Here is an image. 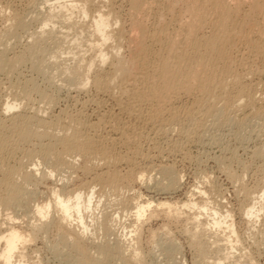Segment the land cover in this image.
<instances>
[{
    "label": "bare ground",
    "instance_id": "obj_1",
    "mask_svg": "<svg viewBox=\"0 0 264 264\" xmlns=\"http://www.w3.org/2000/svg\"><path fill=\"white\" fill-rule=\"evenodd\" d=\"M40 1L29 0V3L31 2V6H34ZM188 1H193L187 10L191 17L178 15L176 11L154 8L152 5L156 0H127L132 22H130L129 30H125L121 13L119 14L120 11H117L118 8L115 9L113 0H43V4H47V7L45 12L43 11L44 13L40 11L43 13H41L42 17H39V11H36L37 14L34 18L30 17L32 21L40 24V31L32 32L29 35L30 41L25 42L26 45L24 44L25 47L22 51L14 52L12 56L9 54L10 40L20 39V33L28 31L31 24L26 19L29 16H24L20 11L0 7V18L9 21V24L6 23L4 31L2 30L4 33H0L2 35H0V73L13 74L15 69H18L19 65L26 63L27 60L36 64V59L39 62L38 58L46 55L48 43L52 51H58H51L50 57L53 64L50 63V59L49 65L59 66L55 62H58L57 58L64 54L62 50L64 44L69 42L78 49V52H67V54H72L76 64L74 67L65 66L63 83L68 81L71 86L74 85L75 88L81 90L93 86L100 92L110 91L112 94H115L113 91L118 90L119 97L117 98L120 100L118 109L137 119L150 120L151 122L167 121L174 123L175 126L177 124L181 128L185 120L198 123L196 121L198 119L195 120V117L199 111H202V114L204 112L205 115L215 114V117H218L217 119L221 120L223 124L230 123V125L231 122L233 124H235L234 122L246 123V118L249 117L248 113L246 114L248 117L244 116L240 121L238 116L233 115L239 111L244 113L250 110V114L253 113L254 117L264 118V94L259 93L258 96L256 89L247 85L245 75L242 74L243 71L241 70L242 72L239 73V70L236 69L244 68L250 73L252 59L264 61V0ZM40 3L38 5L42 7ZM147 7L151 11L155 9L154 12L152 11V19L155 20V23L150 28H147L148 25L146 26L144 23L149 21L151 15H146V18L149 16L148 19H143L140 16V14L145 16L142 12H145ZM38 8L41 10L40 7ZM75 12L77 15H74ZM166 12L168 15L170 13L171 18L168 16L169 19H166ZM139 16L143 20L146 19L145 22L140 20ZM57 25L62 26V30H57ZM72 30L74 33L71 34ZM71 35L73 36L69 40ZM125 35L128 36L127 42L131 47H129L130 52L128 51L129 57L123 56L122 53L124 47L122 39ZM17 44L20 45L18 42ZM85 44L92 45L96 50V55L89 60L85 58V54L81 50ZM241 50L245 51L246 55L243 51L241 53ZM57 53L61 55L58 56ZM238 53L242 54L240 59L237 56ZM244 55L247 56L246 59ZM41 59L43 58L41 57ZM45 63L36 65L32 63V67L30 62V65L31 68L42 65L45 69L47 66ZM107 64L109 70L106 71ZM56 68L58 69V67ZM37 69L40 71L38 67ZM42 73L44 74V71ZM53 77L50 75L48 80L46 79L47 82L50 78L56 80ZM20 82L22 81H19L18 85H15L16 87H12L13 90L10 89L11 95L10 92L8 93L12 99L9 100L7 95L8 99H5V102H0L3 103V106H0L2 109L0 110V264H39L38 261L29 262L24 251L31 250V246L35 245L39 238L46 239L50 229L56 231L64 247L74 254L75 261L73 263L102 264L114 259L123 261V264L127 260L131 264L132 261L133 264L134 262L138 263L141 260L140 253L134 250L130 256L128 246L122 245L119 239H114V243H112L113 240L111 242L106 239L101 243L96 242L97 236L101 233L102 235H111V233H115L113 231L116 227L122 231L125 230L126 224L125 220H122L121 210V213H114L115 216H108V212L111 211L107 209V214L106 211H102V209L105 210L102 207L107 205H105L104 198L108 193L116 196L114 200H109V205L115 204L120 207L125 213L124 219L133 214L131 227L134 229L130 231V234H135L146 214L149 212L147 216L151 217L156 209L164 211L167 217L175 219V221H181L183 216H186L185 208L198 209L199 212L194 213L190 218L185 217V219L188 218L187 221H191H189L191 228L187 230V235L189 234L191 240L190 244L192 248H195L197 256L200 257V260L198 259L195 264H235L230 260L235 257V251L238 250V246L232 243V238L233 236L235 238L237 231L233 223L227 220L229 216L227 211L222 210L221 201L219 203L218 199L210 201V198H207L206 201L184 202L182 206H177L168 200L149 199L138 202V199L135 200L134 197H126L124 191H129L131 188L133 173L130 172L122 177L117 173L118 171L108 170L109 164L117 165L122 158H118L117 154H114L113 145H107L99 138L98 133L96 134L97 128H100L104 120L100 119L97 121L98 123L94 122L95 124L90 123L87 120L89 118L82 116L79 111L80 115L69 116L67 124L64 127H59V118L56 122H49L40 115L42 108L32 110L34 112H30L28 108L33 93L40 97L39 103L43 102V105L45 103L49 107L55 105V96L40 90L34 81H24L23 84ZM49 82L52 80L50 79ZM182 96L193 98L196 107H173L174 103ZM118 121L115 120V122ZM120 123L122 125V122ZM107 124L102 126L105 127ZM117 125L119 127V123ZM123 127L124 123L117 129L120 131L121 137L125 139L122 142L125 141L127 146L135 145L134 141L138 136L134 137L133 133L127 135L128 130L124 131ZM132 134L133 136H131ZM233 134L235 135V133ZM185 135L187 134L185 133ZM121 137L119 138L121 139ZM43 139L48 143L44 141L46 143L44 144ZM32 140H37L38 145L34 144L33 150H25L22 144ZM109 140L112 141L110 138ZM114 143L116 142L111 144ZM21 148L24 149V153L21 152L26 155V157L23 156L27 158V161L29 162L28 158L32 160L31 164L27 162L31 168L27 166L28 164L25 165L21 159L17 164L11 165V158L14 159L13 156L17 154L14 155V153ZM261 150L263 151V149ZM262 151L258 154L264 158ZM76 157L83 160L82 168L85 172L92 173L98 168L97 166L101 167L102 165H108V168H105V171L101 170L99 174L95 170L92 182L82 187L79 186L78 189H68L64 184L61 187H53L50 189L48 202L43 205L36 204L33 195L36 193L37 189L35 188L38 183L55 178L54 176L60 175L62 172L73 171ZM41 165H46V169L40 168ZM172 167H164L158 173H161L163 179L162 182L155 184L159 186L162 193L180 186V174L177 175ZM140 174L139 180L145 181L147 176L149 178L147 181H153V178L148 176L149 173L143 171ZM66 178L68 179V177ZM231 178L238 182L242 177L237 178L231 174ZM158 186H156L157 190ZM30 187L34 189L30 190ZM97 187L99 189L96 191ZM200 192L203 195L207 194L204 190ZM255 193V191L249 190L245 192L248 204L244 206L243 214L248 223L259 219L264 213V187L258 196H253ZM218 198L220 197L218 196ZM112 201L115 202L111 203ZM32 202L34 205H30ZM27 207L29 213L31 210L32 222L26 226V230L22 231L15 223L18 218L15 217V213L16 210L28 209ZM205 212L212 217L211 220L200 219V216ZM222 227H225L223 236L211 233L214 229ZM222 241L226 244L223 245L224 248L219 245V242ZM126 252L129 253V259L128 256L126 257ZM244 254L239 256L236 264H253L252 260L248 258L249 256L246 257L248 254L243 256Z\"/></svg>",
    "mask_w": 264,
    "mask_h": 264
},
{
    "label": "rangeland",
    "instance_id": "obj_2",
    "mask_svg": "<svg viewBox=\"0 0 264 264\" xmlns=\"http://www.w3.org/2000/svg\"><path fill=\"white\" fill-rule=\"evenodd\" d=\"M40 2L38 3H40L42 7L38 5V3H36L34 6L33 5L31 6V2L29 3V0H0V7L12 8L17 11H20L24 16H29V17H26V19L29 20L32 26V27L29 26L28 31L24 33L23 32L20 33V36H21L20 39L15 40L13 38V40H10V45H9L11 48V49L9 48L10 49L9 54H11L10 56H12L14 52L19 53L20 51H22V49L25 47L24 44L26 45L25 42L28 43V41H30L29 35H31L32 32L40 31V28H39L40 24L35 23L36 21H32L31 19L35 17V14H37L36 11L45 12L46 10L45 8L47 7L46 6L47 4L46 5L43 4V0H41ZM113 2H114L115 9L118 8L119 10L117 11L118 12L120 11L119 14L121 13L120 16L124 24L123 26H125L124 27L125 30L127 29L129 30V27L131 26L130 22H132V19H131L132 17L130 18V14H129L130 8H129V5L127 4L128 3L127 0H113ZM191 2L193 1H188V0H159L158 1L156 0V2L152 6L154 8L159 7L160 9H164V10L176 11L178 12V15H188L189 17H191L190 12L189 14L187 13V10L190 7ZM36 6L40 7L41 10H39V8ZM34 7H36L38 10ZM148 7L145 8V12L144 11L142 12L144 13L145 16H143V14H140V16L144 19L146 18V15H149V14L151 15L150 18L149 16H147L146 18V19L149 18V21L147 20L146 21L147 23H144L146 26L148 25L147 28H150L152 27V24L154 25L155 23V20L152 19V15H153L152 11L154 12L155 9L151 11V9H149L150 7L149 8ZM245 9L247 10V7ZM9 10L11 11V9ZM42 12H40L39 17H42V14L44 13ZM74 15H77V13L75 12ZM140 16H139V19L145 22L146 19L143 20L142 18H140ZM168 16H170L171 18L170 13L169 15L167 13L166 19H169ZM152 21L154 22L152 23ZM8 22L6 19L2 20V17L0 18V30H1L0 33L1 34L4 33L3 32L4 27L7 24H9ZM149 22L151 23V25ZM56 27H57L56 28L57 30H62V26L57 25ZM73 31L74 30L70 31V33L71 34L74 33ZM72 36L73 35L69 37V40L72 38ZM16 41L20 43V45L17 44ZM122 41L124 44L123 51H122L123 56L129 57L130 55L129 52H130L131 47L127 42L128 36L125 35ZM47 48L48 49L45 52L47 56L46 55L40 56L38 58L39 62L36 59V64H44L45 62H47L45 64H47L48 67L46 65H43L47 67V68L45 67V69H43L44 67H42V65L40 67L39 65L37 66L40 69V71L43 69L42 71H44L45 75L42 73V71L40 72L36 66H35L36 68L35 67L31 68V65L33 67V64L35 62H32L30 60L29 61L31 62V65H30V62L27 60L26 63L19 65V68L17 67L18 69H15L16 71H14L15 73L13 72V74L4 75L3 73H0V100H4L0 102H5L6 101L5 99H8L7 95L9 96V100L10 98L12 99V96H10L12 91L10 92V89H12V87H16L19 81H22L20 83L23 84L24 81L30 80V81H34V84L38 85L40 90H42L43 92L46 91L45 93L47 94L50 93V95L52 96L54 95L55 97L54 96L53 97L56 99L55 105H52V107L51 106L49 107L45 103L43 105V102L39 103L40 97L36 94L34 95L33 93L31 95V99L28 104V108L30 112H34L36 108H39V107L40 109L42 108L40 115H42L49 122L50 121L56 122L59 120V123H60L59 127H64L67 124L69 116H76L79 113L80 114L82 113V116H84L85 118L86 117L89 118L87 120L93 124L98 123L97 121L100 119L104 120L105 123L103 122L102 125L104 126L107 123L109 125L107 124L105 127L101 125L102 126V128L100 126L101 129L98 127L96 134L98 133L97 135L99 136V138L102 139L105 143H107V145L109 144L113 145L115 149L114 154L115 155L117 154L116 156L122 159L120 160V162L118 161L119 163H117V165L113 164V166H111L112 164L111 165L109 164V168H108V165H104L105 167L103 165L101 167L97 166L98 168H96L95 170L98 172V174L99 172H101V170L105 171L107 168L110 171L112 170L118 171L117 173H119V175H121L122 177L132 172L133 173L132 178L134 179L131 178V183H130L131 188L129 189V191L126 190L127 192L124 191V195L126 197H134L135 200L138 199L137 200L138 202L146 201L149 199L155 200V201L168 200V202L172 203L173 205L182 206L184 202H190V201L200 202L203 200L206 201L207 198H210V201L212 200L214 201V199L215 200L218 199L217 202L219 201L222 202V210L227 211V215L229 216L227 220L230 223H233L237 231V235L235 236V238L234 236L232 238L233 239L232 243L233 245L236 244L238 246V250L235 251V254H236L235 257L233 259L231 258L230 260L231 263L234 262L236 264L237 260L239 259V256L245 253L243 256L248 254L246 255V257L249 256L248 258L252 260L253 264H264V243H263L264 242V213L259 219L253 220L250 223L246 221L245 216L243 214L244 206L248 204V201L245 198L246 196L245 192L248 190L252 192L255 191L256 193L253 196H258L260 194L259 192H261V190H263V187H264V158L263 156L258 154L260 151H262L261 149H263L262 152H264V118L254 117L253 113L250 114L251 112L250 110H249L250 112L245 111L244 113L239 111V112H236V114H233V115H236V117L238 116L237 118L239 121L242 120L244 116L248 117L246 115L247 113L249 115V117L246 118L247 120L246 123L243 122L245 125L242 123H238V122H234L235 124L231 122L232 124L230 125V123L223 124L221 120L217 119L218 117L217 118L215 117V114L208 113L207 115H205L204 112L202 114V111H199L197 115L199 114L200 118L197 117V115L195 117V120L198 119L196 121H198L199 124L197 122L194 123L195 121L192 122V121L185 120L184 124L182 126L180 125L181 128L179 127V125L177 126L176 124L175 126L174 123L167 122V121L162 122V121L157 120V121L151 122L150 120L147 121L144 119H139V118L137 119L135 116L127 115L123 113L122 111L120 112V109H118L120 108L119 107L120 105L118 104L119 103L118 101L120 100L119 98H117L119 97V94L117 92L118 90L113 91L115 92V94L117 93L115 95L114 93L112 94L110 91H108L109 93L107 91L100 92L93 86H90V87L88 86V88L81 90V89L75 88L76 86L74 85L71 86V83H68V81L67 82L64 81L63 83V79H65L64 78L65 66L74 67L76 64L75 59L73 58L72 54H67V52H78V49H76L74 45L68 42L64 44L63 46L62 50L64 54L61 55L57 53L59 54L58 56L61 55L60 58L58 57L59 59L57 58L58 62H55L57 65H59V66H56L58 67L59 71L55 66L52 67V65H49L50 61H51L50 63L53 64V60L50 57L51 56L50 53L52 54V52L54 51L58 52V51L54 49H53L54 51H52V48L49 47V43L47 44ZM81 50L85 54L84 55L85 58L88 60L91 59V57H93L94 55H96L95 47H93L92 45L85 44L84 47L81 48ZM242 51L243 50H241V53L243 52L244 54L246 53L245 51L243 52ZM241 53L237 54L239 59H240V56H242ZM245 55H244V58L246 59L247 56ZM41 57L43 59H41ZM41 60H43L42 61L43 63L41 62ZM251 62H252L251 68L249 69H251L252 71H250V73H248L247 69L245 70L244 68L239 69L238 67L236 69L239 70V73L243 71L242 74L245 75L244 77L246 78L245 81L247 85L249 84L250 86L255 88L258 93L257 95L259 96V93L261 95L264 94L263 92L264 91V61L261 62L260 60L258 59L256 60V58H254V60L252 59ZM105 68H106V71L109 70L108 64L105 66ZM38 71L40 72V74L42 73L41 74L42 76L39 74ZM49 74L51 75V77L54 76L53 78L56 79V80H53L52 78H50L53 84L52 82H49L50 79L47 82L48 78L50 77ZM43 76L44 77L47 76V77L44 78ZM180 100L176 101L173 107H176V108L178 107L179 108H188V107L195 108L196 107V105L194 104V100L191 97L182 96ZM0 104H1L0 106H3V103H0ZM192 104L195 106H193ZM166 117L167 116H165V119H167ZM112 118L115 119L116 121L119 120L120 122H122V125H120L121 123L119 121L115 122V120H113ZM106 121H109V122H106ZM117 123H119V127L123 126V123H124L123 128H124V131L128 130V132L126 131L127 135L129 133H133L134 137L138 136L137 137L138 140L136 139L138 143L134 141L135 145L132 144L131 146H127L125 144V141L123 143L122 141L124 138L121 137L120 131L117 130L119 129ZM115 126L118 128H116ZM185 133L187 135H185ZM233 133H235V135ZM133 134L131 136H133ZM119 137H121V139ZM109 138L112 141H110ZM46 140L48 139L46 138ZM46 140L43 139L44 144L48 143V141ZM105 140H108V141L106 142ZM109 141L111 143L112 142H116V143L111 144ZM30 142L22 144L25 150H33L35 148L34 144L38 145L37 140H32ZM23 148H21L22 150L18 149L17 152L14 153V155L16 153L17 154L13 156L14 159L11 158V161H10V163H12L11 165L17 164L20 159L21 161L22 160L24 161L22 162L25 165L28 163L29 164L32 163L31 162L32 160H30V158H28L29 159V162H28L27 158H25L26 155L22 154V152L24 153ZM36 160H39V159H36ZM75 160H76L75 168L73 169V171L71 170L65 173L62 172V174L60 173V175L54 176L55 178H51L50 180L49 179L43 180L40 183H38V185L35 188L37 189L36 193L35 195H33L35 196L33 197V200L35 199L34 201L36 204L43 205L47 203L49 195H50V189H52L53 187H56V186L61 187L64 184L66 185L68 189H78L82 187L83 185H87L90 182H92L95 170H93L92 173L85 172L82 168L83 160L79 159L78 157H76ZM29 164L27 166H30ZM169 166L170 167L173 166L172 168L174 169L175 173H177V175L180 174L179 175V177L181 178L180 186L178 185V187L162 193V191L159 190L160 189L159 186L155 183H158L163 179V176L161 177V173L158 174L160 170L164 167H169ZM40 168H43L44 170L46 169V165L45 166L41 165ZM143 171H145L147 174L149 173L148 176L149 177L151 176L153 178L152 182L147 181L149 179L147 176H146L147 180L145 181H141L138 179L141 175L140 173H143ZM231 174L237 178H241V177L242 178L237 182V180L231 178ZM66 177H68V179ZM156 186H158V190ZM31 188L32 187H30V190L34 189V188L31 189ZM98 189L99 187L96 188V191ZM203 190L207 193L206 195L201 194L200 191H203ZM217 195L220 198H218ZM115 197L116 196L112 195V193H108L104 198V200H106L105 205L106 204L109 205L110 203L109 200H114ZM114 202L112 201L111 203H114ZM30 205H34L33 202L30 203ZM107 205L106 207H102V208H105V210L102 208L101 209L102 211H106V214L108 211H111V212H108L110 214V215L107 214L108 216H113V215L115 216L114 213H119V212L121 213L122 211L121 213L122 220H125L124 222L126 224L125 230L122 231L120 228L116 227L115 230L113 231L115 233H111V235L104 234L105 235L104 236L102 235V233L100 235L98 234L99 235L97 236L98 238L96 237L97 243H101L105 241V239L110 240L111 242L113 240L112 243H114L115 242L114 239L116 240L119 239L122 245L124 244V246L126 245L128 246L127 248L128 252L130 251V254L126 252L127 253L126 257L128 256V259H129V255L131 256L134 250H137L140 253L141 262L140 261H138V263L134 262V264H195L198 261V259L200 260V257L197 256L196 254L195 248H192V245L190 244L191 240H190L189 234L187 235V230L188 228H191V224L189 223L190 220L189 221L186 220L190 218L191 216H193L194 213L195 214L198 213L199 212L198 209L190 210V209L185 208L184 212L186 216H183L181 221L180 220L175 221V219H170L169 217H167V214L164 211L156 209L151 217L147 216L149 212L146 214V216L143 218L142 224L138 227L135 234L134 233L130 234V231L134 229L133 227H131V224L133 222L132 220L133 214L131 213L132 214L131 217H127L126 219H124L123 216L125 213L120 207L116 206L115 204H111L109 206ZM31 208L32 207L30 206V209ZM23 209L25 210L23 211ZM23 209H18L19 212L18 210H16L17 212L15 211L16 213L14 212L15 217L16 218L18 217L15 220L16 221L15 223L17 224V227L19 229H22V231L26 230L25 229L26 226H28L29 223L32 222V219H31L32 209L30 210V213H29V208L28 209L23 208ZM17 214L18 216H16ZM185 217H188V218L185 219ZM200 219L203 221L204 220L208 221V220H211L212 217H210L209 214L205 212L203 215L200 216ZM223 231H225V227L216 228L211 233L223 236L224 235ZM107 236L108 238L110 236L111 237L108 239ZM87 244H90V243H87ZM130 244H131V247H130ZM219 245L224 248L225 246L223 245H226V244L225 242L223 243L222 241V242H219ZM31 247H32L31 250H33L35 253L28 249L24 251L27 255V259L29 260V262L35 263L38 261L40 262L39 264H76V263H73L75 261L74 254L71 253L69 249H67V247H64L59 235L56 233L54 229L52 230L50 229L48 231L46 239L39 238V240L36 241L35 245L33 244ZM242 260L244 259L242 258ZM102 264H123V261L121 262L120 260L114 259L112 261H108V263L106 262ZM124 264H131V263L127 260ZM132 264H133V261H132Z\"/></svg>",
    "mask_w": 264,
    "mask_h": 264
}]
</instances>
